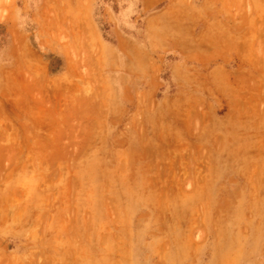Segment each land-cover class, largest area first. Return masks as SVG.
Segmentation results:
<instances>
[{
	"label": "rangeland",
	"instance_id": "obj_1",
	"mask_svg": "<svg viewBox=\"0 0 264 264\" xmlns=\"http://www.w3.org/2000/svg\"><path fill=\"white\" fill-rule=\"evenodd\" d=\"M230 36L254 40V73L220 57ZM262 51L264 0H0V264L24 245L57 264H264ZM77 129L133 148L3 137Z\"/></svg>",
	"mask_w": 264,
	"mask_h": 264
},
{
	"label": "crops",
	"instance_id": "obj_2",
	"mask_svg": "<svg viewBox=\"0 0 264 264\" xmlns=\"http://www.w3.org/2000/svg\"><path fill=\"white\" fill-rule=\"evenodd\" d=\"M200 4V3H199ZM191 5H195L194 2L191 3ZM218 7H215L216 9H218ZM223 9V8H222ZM252 38V37H251ZM251 38H246L245 40L241 39V38H237V36H230L229 38H227L226 40H224V42H228V44H230V49L227 52H224L222 55H220V57L223 58H230L232 60H237L235 61V64L238 65L239 63H245L246 62V67L247 71L249 73H254V71L250 68L252 65V61L251 59H253V51H247L248 46H250V48L253 47L254 44V40ZM241 46H245L246 47V51L245 52H239L238 47ZM244 53V54H243ZM261 55V57L264 55L263 51L259 54ZM258 55V56H259ZM238 59H240V61H238ZM242 59H245V61H241ZM235 72L238 71V66L235 67ZM53 74L56 75H52L53 77H51V80L53 78H57V77H62V75L64 74L63 70L60 71H56ZM60 79V78H57ZM62 80H65V78H63ZM71 83V82H70ZM54 85L55 82H53ZM61 87L63 85L65 86H69L70 84H66L65 82H62ZM57 87V86H55ZM78 104V102H77ZM84 105V104H82ZM81 106V104H80ZM86 111H89L90 113L92 112L91 108H88V106H85ZM35 110L33 109V107H29L27 112H30V117H32V120L35 121L39 120L40 118L38 117L37 114H33ZM108 116H106L104 119H106L105 121L108 122ZM75 121H81L80 119H76ZM83 121V120H82ZM85 123H92L93 117L89 116L88 119V114L85 116ZM135 133V132H134ZM132 134H127V132L124 131H116L114 133L111 134V136L109 135H105L104 137L102 136H95V134L87 129H77L75 131H63V132H45V131H34V132H28V133H20L19 135L15 136V135H7V136H3L5 139L10 140V142L12 143H8L11 147L13 148H18V149H23L29 152H44L46 151V153H50L53 152L54 150H62V152H77L78 150H82L84 151L85 149L87 150V152L89 153H99L103 146H106L104 151L107 149H112V150H116L119 153H122L126 150H129L131 148H133V142L131 140V138L135 139V136H131ZM135 135V134H133ZM262 139H264V134H262V136H260ZM246 139L248 140L249 143H251V147L254 146L255 143V136L252 134H247L246 135ZM107 142V144H103L104 142ZM103 151V152H104ZM55 152V151H54ZM56 153V152H55ZM36 164L33 168L34 171H40V167H38V164H40V162H36L34 163ZM37 169V170H36ZM54 169H48V171H52L55 170ZM95 168V164H92L89 166V164L87 165V167L82 168L83 171H86L87 173L91 170H94ZM124 169H126L124 167ZM30 177H34L29 176ZM39 178V177H38ZM145 178H143V176L140 174V176L138 175L137 178L134 179V182H145L144 180ZM118 182H127L126 178H121L118 179ZM38 182H43L38 180ZM47 182V180L45 181ZM52 182H57V180H53ZM76 182H79L78 179H76ZM56 223H57V219L55 217V213L53 211V215L49 216V221H48V227L50 229L53 230V233L50 234L49 238H53L56 236ZM32 226V225H31ZM104 233H101L100 235H103ZM21 235H25V236H29V237H40L42 235V233H38L37 231H35V229L29 228V230H25L23 229L21 231ZM56 249L55 247H50L49 250H54ZM41 252H44V248H39V247H35L33 245H28V246H23V250H22V257L24 258V260H22L21 264H57L53 261L50 260V258L48 257V259L46 261L42 260L40 258V254ZM45 253V252H44ZM51 256V255H49ZM101 264H105V263H101Z\"/></svg>",
	"mask_w": 264,
	"mask_h": 264
}]
</instances>
